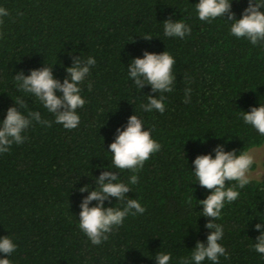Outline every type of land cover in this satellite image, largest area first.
I'll return each instance as SVG.
<instances>
[{
    "label": "trees",
    "instance_id": "trees-1",
    "mask_svg": "<svg viewBox=\"0 0 264 264\" xmlns=\"http://www.w3.org/2000/svg\"><path fill=\"white\" fill-rule=\"evenodd\" d=\"M198 2L0 0L11 14L0 25V121L18 97L27 102L20 108L24 115L38 111L52 121L51 127L33 121L25 141L0 154V237L8 235L16 244L7 257L11 264H157L158 252L170 253V264H178L197 241L206 243L210 218L200 215L198 200L210 192L195 182L193 161L201 154L214 157L217 145L240 154L264 143L242 119L243 111L264 104V42L253 45L232 35L227 15L200 20ZM247 6L248 0H232L236 19ZM166 19L183 21L191 34L165 36ZM148 34L151 40L142 37ZM145 50L174 58L172 92L154 93L150 85L137 90L127 67ZM77 56H92L96 64L80 85L85 99L77 109L80 123L67 130L34 95L19 90L14 76L47 64L63 82ZM185 88L191 89L189 103ZM149 95L166 97L164 113L142 110ZM133 114L161 145L135 173L139 182L126 196L146 211L129 214L107 241L94 245L78 227L88 195L79 189L87 184L93 190L105 170L117 171L119 181L128 183L133 173L112 167L108 151L117 128L126 127ZM237 190L238 199L226 203L215 221L224 229L219 243L229 254L219 264H264V255L254 249L260 235L254 225L264 223V180L251 179ZM124 204L115 198L104 202L120 209Z\"/></svg>",
    "mask_w": 264,
    "mask_h": 264
},
{
    "label": "clouds",
    "instance_id": "clouds-1",
    "mask_svg": "<svg viewBox=\"0 0 264 264\" xmlns=\"http://www.w3.org/2000/svg\"><path fill=\"white\" fill-rule=\"evenodd\" d=\"M264 0H248V6L244 9L242 17L235 18L232 11V0H199L196 3L198 17L202 21L212 22L216 18H224L231 21V34L237 38H246L253 45L264 42ZM10 12L0 7V25L4 24V17L10 16ZM23 15V13H20ZM191 34V28L181 20H164V35L167 37H178L183 39ZM146 40H151L152 35L142 36ZM134 40V39H133ZM96 60L89 56L81 59L80 56L73 57V63L66 67V76L61 82L54 77L53 65H47L33 69L29 75L23 71L18 72L14 78L19 90L34 95L48 112L52 113L55 122L61 124L63 128L72 130L78 127L80 116L77 109L83 108L85 99L81 95L80 85L90 74V66H94ZM175 60L170 53L144 51L143 57H136L128 65V74L133 79L137 90L143 89L145 85H150L154 93H169L173 91L176 77L173 74ZM92 82L88 83V90L91 91ZM61 93L58 95L57 93ZM166 97L160 95H149L148 103L142 104V110L151 112L153 110L160 113L165 112L164 100ZM191 100V89L185 88L184 102ZM15 106L7 109L5 118L0 121V154L10 151L13 144H22L26 136L23 135L33 121L42 126L51 127L52 121L41 117L40 112L30 111L24 115L20 108H26L25 99L18 97ZM242 119L246 124L251 125L264 136V104L259 107H252L250 111H243ZM117 135L109 145L111 153V164L116 170H130L128 183L119 181L117 171H102L96 178V186L89 191L90 185H84L80 192H88L80 204L79 224L80 230L88 237L94 245H100L107 241L109 234L122 226L125 217L129 214L135 216L143 214L146 208L137 199H126L127 193L131 189L130 185L139 182L138 173L145 162L152 154L161 149L160 143L154 140L149 130H145L143 121L136 114L128 118L126 127L117 128ZM215 156L211 153L197 155L193 161L195 165V182L207 190L210 194L203 200H198L203 206L200 215L208 219L205 227L211 232L207 235L206 243L197 241L190 257H181L178 264H202L206 259L212 264H219V257L226 259L229 254L226 248L219 241L223 239L224 229L222 225L215 221L221 217L222 209L226 203L236 201L240 195L238 188H244L250 183V171L252 165L256 163V156L252 151H241L237 154L235 150L225 151L223 145H217L214 149ZM229 182H236L229 186ZM115 198L116 201H124L123 209L117 207H105L104 202ZM92 201L97 203L90 206ZM191 203V201H189ZM260 231L256 238L254 249L264 255V223L254 225ZM16 251V244L5 235L0 237V264H11L7 258ZM157 264H170L171 254L158 252L156 254Z\"/></svg>",
    "mask_w": 264,
    "mask_h": 264
},
{
    "label": "rangeland",
    "instance_id": "rangeland-1",
    "mask_svg": "<svg viewBox=\"0 0 264 264\" xmlns=\"http://www.w3.org/2000/svg\"><path fill=\"white\" fill-rule=\"evenodd\" d=\"M249 150L254 152L256 156V163L252 165L250 171L251 179L264 180V143Z\"/></svg>",
    "mask_w": 264,
    "mask_h": 264
}]
</instances>
